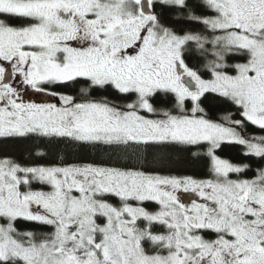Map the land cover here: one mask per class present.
I'll return each instance as SVG.
<instances>
[{"label":"snow or ice","instance_id":"6c2138e0","mask_svg":"<svg viewBox=\"0 0 264 264\" xmlns=\"http://www.w3.org/2000/svg\"><path fill=\"white\" fill-rule=\"evenodd\" d=\"M208 93L235 111L210 116ZM249 125L264 131V0H0V139L136 161L0 158V264H264V166L248 177L217 155L230 143L264 160ZM192 147L209 178L152 167Z\"/></svg>","mask_w":264,"mask_h":264},{"label":"trees","instance_id":"16d2710c","mask_svg":"<svg viewBox=\"0 0 264 264\" xmlns=\"http://www.w3.org/2000/svg\"><path fill=\"white\" fill-rule=\"evenodd\" d=\"M19 23V21H15ZM190 64L199 65L202 61H199L195 57L189 60ZM204 71L203 69H201ZM83 85H77L71 90V94L77 95L79 88ZM109 95L107 92H94L93 96ZM203 99V107L210 116L219 117L221 114L228 111H235L233 107L224 104L222 100L212 93L205 95ZM155 103L158 107H170L172 100L170 97L159 95L155 99ZM248 135H264V131H261L255 126L249 125L246 129ZM37 148L43 149L48 153L45 158H36L34 152ZM203 151V148L192 147L189 149H170L169 155L159 165H153L152 167L160 171L162 174H172L178 176H192L196 179H206L210 177V161L205 155L193 156V152ZM244 149L237 144L225 143L221 146V149L217 151L223 159H227L233 163L242 164L247 163L251 165V169L246 175L251 177L254 175V170L261 166H264V160L256 158H248L242 155ZM64 156L65 163H84V162H105L115 164L116 166H131L136 163L133 160H117L115 157L108 159L104 156L102 150L93 149L91 147H80L74 143L68 141H54L49 143L46 139H37L35 137L24 138H10L0 139V158L11 157L21 163H44L54 164L59 162V157ZM235 178V177H233ZM34 187H39L35 185ZM115 202V201H113ZM150 208H155V204H149ZM20 230L33 229L39 232L51 231L48 227H42L35 224H27L20 222L17 224Z\"/></svg>","mask_w":264,"mask_h":264},{"label":"rangeland","instance_id":"374dc122","mask_svg":"<svg viewBox=\"0 0 264 264\" xmlns=\"http://www.w3.org/2000/svg\"><path fill=\"white\" fill-rule=\"evenodd\" d=\"M29 92L26 96V93L23 94V98L25 99V101L31 100L34 102H38V103H46V102H54V103H58L57 98L55 97H48L45 96L42 93H34L29 89ZM31 93H34L33 96H30ZM195 195L191 194V193H184L182 194V200L186 203H190L191 199H195Z\"/></svg>","mask_w":264,"mask_h":264},{"label":"flooded vegetation","instance_id":"af4514ba","mask_svg":"<svg viewBox=\"0 0 264 264\" xmlns=\"http://www.w3.org/2000/svg\"><path fill=\"white\" fill-rule=\"evenodd\" d=\"M28 93H30L29 90L26 92V96H27ZM23 94H24V93H23ZM33 94H34V93H31L30 96H33Z\"/></svg>","mask_w":264,"mask_h":264}]
</instances>
